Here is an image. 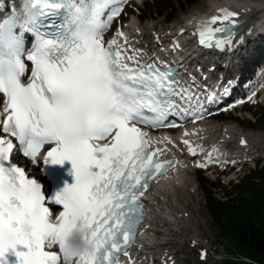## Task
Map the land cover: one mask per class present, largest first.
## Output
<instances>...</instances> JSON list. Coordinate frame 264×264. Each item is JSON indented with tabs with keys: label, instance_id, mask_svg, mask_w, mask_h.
I'll list each match as a JSON object with an SVG mask.
<instances>
[{
	"label": "snow or ice",
	"instance_id": "1",
	"mask_svg": "<svg viewBox=\"0 0 264 264\" xmlns=\"http://www.w3.org/2000/svg\"><path fill=\"white\" fill-rule=\"evenodd\" d=\"M124 3L28 0L23 15L13 11L0 22V264H8L10 249L19 264H120L121 256L133 264L128 249L144 215L146 193L176 164L160 161L163 150L151 147L140 125L176 127L168 117L193 94L179 87L170 70L141 63L142 53L131 49L122 31L117 36L123 45L116 38L105 43L104 33ZM31 10L37 18L21 27ZM218 11L194 34L202 46L222 50L231 44L227 37L238 13ZM182 143L196 155L189 140ZM45 146L50 147L42 162L69 160L75 174V183L47 202L36 180L11 162L18 147L35 164ZM46 203L62 211L53 218ZM24 224L31 226L30 234L22 232ZM81 228L89 229L83 240L94 251L70 261L61 252Z\"/></svg>",
	"mask_w": 264,
	"mask_h": 264
},
{
	"label": "bare ground",
	"instance_id": "2",
	"mask_svg": "<svg viewBox=\"0 0 264 264\" xmlns=\"http://www.w3.org/2000/svg\"><path fill=\"white\" fill-rule=\"evenodd\" d=\"M252 2L250 3L248 0H223L218 3L210 2L209 8L205 11H202L203 15H207L206 17H202L203 15L197 16L198 18L193 19L192 22H188L187 25H179L175 27L173 31L169 32V35L167 36L154 35L151 37V35H149V37H151V42H148L149 40L146 38V36L143 37V35L140 34L139 30H142V27L139 26V23L136 19H132V21L125 28L126 32L132 37L126 38L128 42L132 40V46L138 41L145 44L146 46H150L152 44L156 46H162V44L165 42L163 41L164 37L170 38V43H172V40L177 38H180L179 40H186L187 43H190L191 41H189L187 38L193 37V33L196 31L194 26L201 22L208 21L212 16L220 15L218 11L219 9H234L239 12L241 18L247 16L248 19H255L264 10V0H260L259 2L255 3ZM197 11L201 12V9L197 8ZM196 15L198 14H195V16ZM183 30L184 33L181 34ZM250 34L251 32L248 29L244 36L248 37ZM233 47V45L230 46L231 49ZM263 73L264 68L260 71L261 75H263ZM208 124L209 123H202L201 125L190 129L186 132L188 133L187 135L181 132L174 137L164 135L159 137L157 141L156 139L154 140L159 144V147L163 150L165 156H168L169 154L176 155V153L173 152L171 143L178 144L184 149V151L186 149V154L190 156V153L188 152V146L182 143L183 140L187 139L192 143L193 146L197 148V157L195 159H178L179 165L177 170L171 173L169 177H166L163 180L160 179L159 183L156 184L152 189L150 195V213L148 216L149 223L147 225L148 230L143 235L141 248L139 251H144L151 255L163 253L164 257L166 258L172 257L174 254L173 250L175 249L174 238L178 236L179 233H190V230L188 220L179 210V208L172 203L171 188L175 185L182 184L183 180L189 176L186 174V171L190 166L195 167L196 164L203 162L208 167L211 165H209L211 161H218L219 166L224 168L232 158H236V156L230 157L226 154L228 142L227 135L223 136V139H215L216 135H213V139H210L207 128L205 127ZM260 140L264 141V137L260 138ZM247 147L248 146L243 143L239 145L238 149L242 150L240 152H244L245 148ZM164 236L170 238L168 240L166 239L167 241L164 243V245H162V243L156 242V240Z\"/></svg>",
	"mask_w": 264,
	"mask_h": 264
},
{
	"label": "rangeland",
	"instance_id": "3",
	"mask_svg": "<svg viewBox=\"0 0 264 264\" xmlns=\"http://www.w3.org/2000/svg\"><path fill=\"white\" fill-rule=\"evenodd\" d=\"M166 2L160 0H136L134 4V8L132 9V17L138 19V22L142 24L147 32L150 35L158 34L162 31H165L167 28H171L175 26L177 23H182L185 17L193 14L197 11V8H200L201 11H205L209 8V4L212 0H197L193 5H187L184 0H165ZM245 1V0H242ZM255 2H259L260 0H249ZM175 6L174 12H176L175 19L168 23L167 9L168 6ZM162 11V14L160 12ZM173 12V13H174ZM153 28L156 32H153ZM152 29V30H151ZM248 111L237 112L236 116H232L229 118L230 120H234V126H237L240 130L244 132L256 133L258 132L264 135V108H249ZM251 113V114H250ZM253 115V116H252ZM256 116L260 117V122L255 125H251L248 123V119L255 118ZM240 117V118H239ZM245 119V121L243 120ZM237 121V122H236ZM198 176H206V183L208 186H211L209 183V179H213L212 181H219L221 179L217 178V175L214 174H203L202 172L192 174L193 183L195 189L197 188L196 178ZM226 181H222L219 183V187L221 189H215L214 193L218 199H223L225 197V193L228 194L230 192V187L226 189ZM237 192L243 189L236 188ZM171 198L175 205L177 204L180 210L184 213L185 217L190 222V235L197 239V242L185 241L188 238V234L179 233L178 236L174 238L175 247L180 246L183 247V251L187 254V260L189 262L198 261V257L201 258L200 252L204 250L213 249L217 250L218 253L225 254L228 249L231 248L232 241L227 238L223 233L220 232L215 224L213 223L209 209L205 201L204 193L202 192L201 186L198 184V190L194 192L188 191L187 189H180V192H176V194L171 193ZM184 245L182 246V243ZM198 252V255H197ZM204 259V258H203ZM201 260V259H200ZM206 264H214L212 259H209Z\"/></svg>",
	"mask_w": 264,
	"mask_h": 264
},
{
	"label": "trees",
	"instance_id": "4",
	"mask_svg": "<svg viewBox=\"0 0 264 264\" xmlns=\"http://www.w3.org/2000/svg\"><path fill=\"white\" fill-rule=\"evenodd\" d=\"M250 192L252 197H242L238 204H212L214 220L231 239L232 255L238 258L225 264H264V190L257 185Z\"/></svg>",
	"mask_w": 264,
	"mask_h": 264
},
{
	"label": "clouds",
	"instance_id": "5",
	"mask_svg": "<svg viewBox=\"0 0 264 264\" xmlns=\"http://www.w3.org/2000/svg\"><path fill=\"white\" fill-rule=\"evenodd\" d=\"M28 0H24V9H27ZM37 18L35 10H31L28 18L21 21V27L26 26L28 23L34 22ZM22 232L27 235L31 233V226L28 224L21 225ZM89 229L81 228L65 240L64 248L61 252L62 256L67 257L70 261L76 260L87 253H92L93 248L83 240V237L89 235ZM48 246H51V239L48 240Z\"/></svg>",
	"mask_w": 264,
	"mask_h": 264
}]
</instances>
